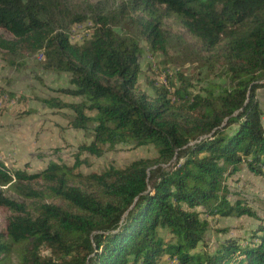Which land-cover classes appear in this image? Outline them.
<instances>
[{
    "label": "trees",
    "instance_id": "trees-1",
    "mask_svg": "<svg viewBox=\"0 0 264 264\" xmlns=\"http://www.w3.org/2000/svg\"><path fill=\"white\" fill-rule=\"evenodd\" d=\"M86 22L72 43L71 27ZM172 29L194 46V86L177 73L150 82L148 97L140 42L163 52ZM0 32L5 55L39 54L42 70L69 75L57 92L76 101H40L68 110L67 126L89 138L71 165L0 163L1 257L15 245L14 264H264V221L242 242L208 251L204 239L209 217L256 218L228 200L225 179L243 167L264 182V0H0ZM125 144L156 156L80 172V156Z\"/></svg>",
    "mask_w": 264,
    "mask_h": 264
},
{
    "label": "rangeland",
    "instance_id": "rangeland-1",
    "mask_svg": "<svg viewBox=\"0 0 264 264\" xmlns=\"http://www.w3.org/2000/svg\"><path fill=\"white\" fill-rule=\"evenodd\" d=\"M83 1L96 3L101 0H73V3L80 4ZM90 27L88 22L72 26L70 41L81 43L88 36ZM169 33L163 52L150 53L145 43L140 42L137 88L148 97L154 96L150 82L166 86L167 81L176 80L177 73L194 86V46L181 30L172 29ZM39 60V54L12 58L0 51V163L9 170L18 168L39 172L48 161L71 165L75 148L89 140L84 132L67 126L70 116L68 110L48 109L40 101L57 98L67 103L77 99L57 92L68 86L69 75L44 71L37 65ZM255 96L261 109L264 129V88L258 89ZM155 156L156 151L151 146L117 145L100 157L80 156L83 164L79 170L85 175L100 173L109 165L122 169L136 159ZM225 185L228 200H239L250 208L256 218H207L208 231L204 239L208 251L226 239H239V242L246 240L257 224L264 221V182L261 178L242 167L226 177ZM4 218L5 214L0 211V231ZM14 247L11 246L7 255L0 256V264H14L15 258L11 254ZM202 249L201 245L197 248ZM157 264L174 262L164 257Z\"/></svg>",
    "mask_w": 264,
    "mask_h": 264
}]
</instances>
